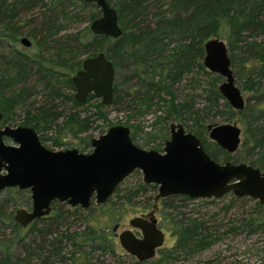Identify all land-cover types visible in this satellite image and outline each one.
<instances>
[{
  "label": "trees",
  "instance_id": "trees-1",
  "mask_svg": "<svg viewBox=\"0 0 264 264\" xmlns=\"http://www.w3.org/2000/svg\"><path fill=\"white\" fill-rule=\"evenodd\" d=\"M106 2L117 15L116 39L91 34L88 26L100 16L91 3L0 0V124L12 122L13 109L30 101L32 110L23 111L19 126L31 127L47 149L65 148L68 139H76L77 151L88 153L90 140L80 136L95 121L109 126L105 109L110 107L117 114L114 125L127 127L138 148L161 151L169 124L177 122L212 160L243 162L264 173V0ZM22 37L28 48L20 47ZM210 38L225 42L234 84L249 94L241 111L218 93L221 78L202 66L203 43ZM97 53L114 69L111 103L102 106L88 95L77 104L70 77L80 68V57ZM235 117L241 140L233 154L203 140L206 125ZM130 177L137 179L132 185L123 180L103 205L90 202L81 209L52 202L47 216L26 227L13 214L30 206L28 191L0 192V264H102L105 256L125 260L117 264H138L118 247L113 228L128 213L145 214L153 206L158 225L173 241L142 264H238L231 245L224 247L226 253L234 249L229 262L221 250L202 262L200 256L239 235L264 236V209L256 201L226 194L195 200L199 207L215 208L212 213L183 212L187 197L155 202L156 187L142 184L137 171ZM259 243L244 252L264 254V239Z\"/></svg>",
  "mask_w": 264,
  "mask_h": 264
},
{
  "label": "water",
  "instance_id": "water-1",
  "mask_svg": "<svg viewBox=\"0 0 264 264\" xmlns=\"http://www.w3.org/2000/svg\"><path fill=\"white\" fill-rule=\"evenodd\" d=\"M81 1L93 4L100 12L88 26L92 35L119 37L116 12L106 0ZM19 44L30 46L25 37ZM202 66L221 78L218 93L231 109L241 111L245 100L234 84L222 40L210 38L203 43ZM70 82L75 103L84 104L87 96L92 95L102 106L110 105L114 69L103 53L83 58ZM1 118L0 113V121ZM205 129L208 140L227 154L237 150L241 130L235 124H208ZM129 134L125 126H110L90 139L91 150L82 153L74 148L47 149L31 127L0 124V192L27 190L30 199V206L16 210L13 220L26 227L47 216L52 202L81 209L88 208L90 202L103 205L134 171L139 173L143 184L156 186L155 200L171 195L191 200L219 199L230 193L238 199L256 201L264 209V173L243 162L212 160L200 140L186 132L180 123L169 125L161 152L138 148ZM127 225L129 229L116 235L120 249L137 261L153 258L163 243V234L156 228L154 218L134 217ZM132 230H137L140 237H135Z\"/></svg>",
  "mask_w": 264,
  "mask_h": 264
},
{
  "label": "rangeland",
  "instance_id": "rangeland-1",
  "mask_svg": "<svg viewBox=\"0 0 264 264\" xmlns=\"http://www.w3.org/2000/svg\"><path fill=\"white\" fill-rule=\"evenodd\" d=\"M224 42V41H223ZM225 43V42H224ZM22 47V46H20ZM23 48V47H22ZM80 59H83V57H80ZM221 82V81H220ZM13 92H15V90H13ZM241 92V96H242V99L245 100V98H247L249 96L248 93L246 92ZM71 94H73V91L71 92ZM35 100H39L38 97H36ZM98 100V99H96ZM99 101V100H98ZM91 104H94L93 102ZM90 104V105H91ZM32 103L30 101H28L26 104L24 105H19L17 108H14L13 111H12V115L11 117L13 118V121L12 122H9L7 123V125L9 126H17L23 119L24 117V110L25 109H29V110H32ZM86 109L89 111V112H92V109L89 108V105L88 107L86 106ZM105 113H106V119L110 122V125H106L105 122H102V121H95L94 124L92 125L93 128L92 130H89V132H87L86 134L84 135H81L80 137L83 138V137H87L88 140L92 139V138H96L98 137L99 135L103 134L106 129L110 126H114V123H115V118L117 117L116 113L114 112V110H112V108L108 107L107 109H105ZM152 117L153 115H150L148 117H146L145 119V122L143 123L144 126H147L150 124V122L152 121ZM223 123H233L235 124L238 128H240V125L238 123V118L235 117L233 120L229 121V122H224L222 120H215L213 122V124H223ZM170 124H177V122H171ZM169 124V125H170ZM103 133H102V132ZM241 139V138H240ZM203 140L205 141H209L208 138H207V133H204V138ZM76 149V150H80L81 148V143H79L78 140L76 139H68V141L66 142V145H65V148H62V149H59V150H64V149ZM146 150V148H144ZM91 150L90 146L89 148L85 151V152H89ZM137 178L136 177H130V178H127V179H124L125 180V183H123L124 185H132L135 180ZM141 179V177H140ZM149 195V194H148ZM147 195V196H148ZM181 208L180 210L183 211V212H198V213H204V212H210L212 213L213 210H215V208L213 209H208V208H211V207H208V208H205V207H199L197 206V202L195 200H190L189 202L183 204V205H180ZM232 213V212H231ZM134 217H139V214L137 215H134V214H131V213H128L126 215V217L121 221L117 231H116V235L119 234V232L125 230V229H129L127 223L130 219L134 218ZM154 217H156L155 213H154ZM261 239H264V236H254V237H250V238H244L243 235H239L238 237L234 238V241L231 242L229 240H226L222 245L220 246H214L212 247L210 250H208L207 252H205L204 254H202L200 256V262H202L203 260H205L208 256H211L213 254H215V252L221 250V255L223 256H228L229 253H234V249L236 250V255L233 259H235L236 261H238L239 263L238 264H264V254L263 253H259V255H255L254 254V250H250V251H247V252H244V250H246L247 248H252L251 246H259V242ZM116 241V244H117V240L115 239ZM172 238H170L169 236H166V238L164 239V242L162 244V247L161 248H169L171 245H172ZM237 242V243H236ZM118 245V244H117ZM225 245H231L234 249L233 250H230V252H225L224 250V247ZM119 247V246H118ZM120 252L122 253V251L120 250ZM227 262L230 261V258H226ZM102 264H117V262H122V261H125L123 258H118V260H116L115 258H109V257H102ZM125 264V262L123 263ZM190 264V262H189Z\"/></svg>",
  "mask_w": 264,
  "mask_h": 264
},
{
  "label": "flooded vegetation",
  "instance_id": "flooded-vegetation-1",
  "mask_svg": "<svg viewBox=\"0 0 264 264\" xmlns=\"http://www.w3.org/2000/svg\"><path fill=\"white\" fill-rule=\"evenodd\" d=\"M169 127V126H168ZM163 144H164V142H163ZM163 147V146H162ZM162 149V148H161ZM159 152H161V151H159ZM133 173V172H132ZM131 175V174H130ZM129 175V176H130ZM122 183V182H121ZM120 183V184H121ZM119 184V185H120ZM143 184V183H142ZM144 185H152V184H144ZM153 186H155V185H153ZM156 187V186H155ZM228 194H230V193H228ZM156 195V194H155ZM172 196V195H171ZM176 196V195H175ZM225 196V195H224ZM154 198H155V196H154ZM238 199V198H237ZM159 200V199H158ZM158 200H155L154 199V201L156 202V201H158ZM191 200V199H190ZM196 200V199H195ZM154 213H155V215H156V217H157V214H156V207L155 206H153V208L149 211V212H147V213H145V214H140L139 215V217H143V218H145L146 220H148V218L149 217H153L154 218V220H155V223H156V228H158L161 232H162V234H163V242H164V239L166 238V236H168V234L158 225V218H155L154 217ZM120 225V224H119ZM119 225L116 227V230L115 231H113L114 232V235H115V238H116V231H117V229H118V227H119ZM132 233H133V235L135 236V237H140V234H139V232L137 231V230H132ZM117 240V239H116ZM163 244V243H162ZM161 247H162V245H161ZM158 248V249H156L155 250V254H154V256L156 255V252L158 251V250H160V249H162V248ZM120 248V247H119ZM126 254V253H125ZM127 255V254H126ZM129 256V255H128ZM131 257V256H130ZM133 258V257H132ZM134 259V258H133ZM152 259V258H151ZM151 259H148V260H144V261H137V260H135V262L136 263H140V264H142V263H145V262H147V261H149V260H151Z\"/></svg>",
  "mask_w": 264,
  "mask_h": 264
}]
</instances>
